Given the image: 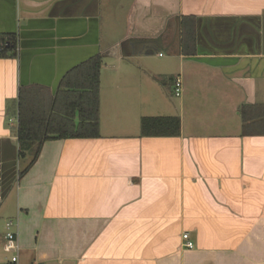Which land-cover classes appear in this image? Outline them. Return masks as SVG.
<instances>
[{"label": "crops", "instance_id": "0c3cea01", "mask_svg": "<svg viewBox=\"0 0 264 264\" xmlns=\"http://www.w3.org/2000/svg\"><path fill=\"white\" fill-rule=\"evenodd\" d=\"M12 34L0 223L20 264H264V0H0ZM96 55L99 137L45 141L21 176L20 91L64 106ZM144 117H178L180 135L143 137Z\"/></svg>", "mask_w": 264, "mask_h": 264}, {"label": "trees", "instance_id": "16d2710c", "mask_svg": "<svg viewBox=\"0 0 264 264\" xmlns=\"http://www.w3.org/2000/svg\"><path fill=\"white\" fill-rule=\"evenodd\" d=\"M8 43V46H7ZM17 35L0 36V57H16ZM102 58L96 55L84 68L87 76L84 86L68 83L64 106L59 98L43 101L31 94L20 91L16 102L18 124L16 135L19 143V158L25 164L20 175H24L37 161L42 144L50 139L97 138L99 137V91ZM74 87V88H73ZM59 94V93H58ZM57 94V95H58ZM79 118V122L76 121ZM249 124L244 125L247 134ZM181 132L178 117H144L141 120L143 137H176Z\"/></svg>", "mask_w": 264, "mask_h": 264}, {"label": "built area", "instance_id": "2783aa9c", "mask_svg": "<svg viewBox=\"0 0 264 264\" xmlns=\"http://www.w3.org/2000/svg\"><path fill=\"white\" fill-rule=\"evenodd\" d=\"M174 93L178 97L182 94V82L181 79L177 78L174 86ZM15 224L13 221H8L5 224L6 235L3 249L6 253L10 254L9 264H20L19 252L20 244L18 240V234L14 231ZM183 246L186 248H193L194 243L190 240L189 234L184 233Z\"/></svg>", "mask_w": 264, "mask_h": 264}, {"label": "rangeland", "instance_id": "374dc122", "mask_svg": "<svg viewBox=\"0 0 264 264\" xmlns=\"http://www.w3.org/2000/svg\"><path fill=\"white\" fill-rule=\"evenodd\" d=\"M153 60V62L156 64V65H158L159 64V59L157 60V59H152ZM2 223H0V236H2V235H6V229H2ZM8 254V253H7ZM9 256H10V254H8Z\"/></svg>", "mask_w": 264, "mask_h": 264}, {"label": "water", "instance_id": "95a60500", "mask_svg": "<svg viewBox=\"0 0 264 264\" xmlns=\"http://www.w3.org/2000/svg\"><path fill=\"white\" fill-rule=\"evenodd\" d=\"M12 35H14V34H12ZM7 46H8V43H7Z\"/></svg>", "mask_w": 264, "mask_h": 264}]
</instances>
